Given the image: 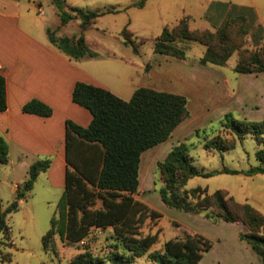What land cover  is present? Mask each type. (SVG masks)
Returning <instances> with one entry per match:
<instances>
[{"label":"trees","instance_id":"16d2710c","mask_svg":"<svg viewBox=\"0 0 264 264\" xmlns=\"http://www.w3.org/2000/svg\"><path fill=\"white\" fill-rule=\"evenodd\" d=\"M144 1L139 0L134 5L142 7ZM51 2L57 9L62 25L70 19H79L81 30L88 28L97 17L120 11L115 7L91 10L67 6L64 0ZM230 19L213 31L192 30L189 28V18L183 16L172 28L162 29L154 39L153 51L186 59L185 49L176 42H197L205 47L198 60L200 64L223 66L239 46L230 32ZM238 19L243 20L242 17ZM239 29L240 34L245 33L244 28ZM47 34L53 45L72 58L97 56L86 47L82 34L76 40L67 36L56 37L49 28ZM121 34L123 43L134 47L126 28ZM261 47L259 54L249 58V66L240 65L238 58L234 70L239 73L264 72V45ZM72 101L86 108L92 118L87 127L71 120L65 121L66 161L72 169L66 170L65 186L56 205V216H52L50 228L42 235V249L57 255L54 237L57 235L61 242L82 247L67 264H134L137 258L143 256L148 264H199L203 255L213 247V242L201 234L184 232L163 242L159 249H152L158 242V235L150 232L144 234L142 226L161 214L134 198L139 184L141 154L166 141L173 130L189 117L186 98L176 93L139 87L129 100H123L107 89L77 82L72 90ZM5 109L6 84L0 74V112ZM21 109L24 113L42 117L52 113L48 105L37 99L29 100ZM221 126L238 140L249 134L261 145L255 153L260 165L249 169L246 174H264V119L238 120L228 112L224 114ZM73 140L80 141L88 151H69ZM204 147L224 151L233 148L234 142L225 143L221 137L215 136L207 140ZM8 157V145L0 136V165L6 164ZM49 164L50 159L33 162L28 169V178L16 191L15 199L4 207L0 198V234L8 236V215L18 209V201L25 198L38 174L45 171ZM157 169L162 178L158 193L164 205L188 213L203 214L214 222H242L248 231L240 233L239 240L247 243L264 264L262 213L249 204H241L228 197L223 189L207 193L206 188L199 186L190 190L183 188L193 177H209L215 173L204 171L194 164L186 143L174 145L164 159L157 162ZM221 172L237 173L226 168ZM97 203L100 204L98 207ZM93 228L111 229L114 244L106 257L95 256L87 248L86 240ZM82 240L84 244H79ZM4 246L7 243L0 241L1 259L5 258Z\"/></svg>","mask_w":264,"mask_h":264},{"label":"crops","instance_id":"0c3cea01","mask_svg":"<svg viewBox=\"0 0 264 264\" xmlns=\"http://www.w3.org/2000/svg\"><path fill=\"white\" fill-rule=\"evenodd\" d=\"M64 1L67 6L79 7L78 4H70L71 1L68 3L66 0ZM123 9L125 8L120 10ZM65 10L68 11L67 8ZM184 11L183 13H185ZM49 16L53 20L55 19L56 30L61 33L60 37H71L68 36V33L65 34L66 30L68 31L67 26L70 27L68 23L72 20H78L79 34L84 36L87 45L88 42L93 41L88 36V30L91 27L100 26L102 32L107 29L102 26L104 25L103 15L97 17L84 30H81L79 26V19H71L62 25L57 9L51 0H0V74L4 77L6 84V109L0 112V136L8 145L9 157L8 162L4 165L8 166L6 170L10 171L9 179H18L12 181L13 184L10 183V202L15 199L20 184L28 178L29 166L37 160L50 159L49 167L38 174L32 189L26 193L24 199L18 201V208L19 204L22 205L28 214L36 215L37 206L44 203L57 205L63 193L66 170L67 168L72 169L66 161L65 121L71 120L82 127H87L91 121L92 117L89 111L72 101V90L75 83L83 82L107 89L123 100L130 99L133 92L139 87L184 96L183 92L190 93L203 90L202 88L205 86L202 84H205L207 88L222 93L223 99L229 103L230 108L241 111H243V107H246L245 103L249 97L253 96V93H259V95L262 93L264 96V72L238 73L234 71L233 66L231 67L234 72L233 75H227L225 78V65H200L198 62L192 63L190 59H177L156 54L153 51V45L147 53L148 59L144 63L136 65L137 70L134 61H130L129 57L113 51L110 54L96 57L72 58L49 41L47 34L49 27L46 25ZM184 16L190 17L187 14ZM234 17L245 18L248 20L247 22L252 20L258 30L254 36L256 41L264 42V8L259 9L253 1L251 3H238L232 0H208L202 15L206 22L201 24L199 28H192L189 24V28L192 30L217 28ZM127 27V31L133 34L134 26L131 22L128 23ZM110 31L118 35L115 37L116 42L123 43V40L119 38V29L114 30L110 27ZM79 34L71 38L76 40ZM55 35L57 36V34ZM94 42L97 43V40ZM200 75L203 78L200 79ZM31 99H37L48 105L52 109L51 115L42 117L22 112V106ZM182 122L173 130L166 141L145 150L140 156L139 184L134 198L158 211L160 210L149 205L143 197L147 190L143 160L149 165L157 164L164 159L174 145L185 140L186 138L181 136L175 138L176 142L171 138L173 134L181 130ZM167 144L169 145L167 146ZM12 151H18L19 155L16 156H19L18 163L15 162ZM69 151L88 150L80 141L73 140ZM18 168L27 170V173L24 172V174L21 173V175L16 176ZM141 172L142 179L140 178ZM1 190L0 186V198L3 204ZM234 199L241 203L244 202ZM10 202L7 201L3 206H7ZM256 209L264 216L261 208ZM55 213L56 209L52 211L51 218ZM147 222L142 226L143 233H157L159 241L161 234L157 229L159 223L154 226H147ZM209 223L218 232L231 227L236 236L241 230V225L237 223L223 221L218 223L209 221ZM155 226H157L156 229ZM95 229L99 230L98 228ZM107 229L108 231L111 230L110 228ZM199 233L210 238L204 232ZM162 244L158 246L161 247ZM238 246V251H244V255L252 250L244 242ZM140 258H144V264H148L145 256Z\"/></svg>","mask_w":264,"mask_h":264},{"label":"rangeland","instance_id":"374dc122","mask_svg":"<svg viewBox=\"0 0 264 264\" xmlns=\"http://www.w3.org/2000/svg\"><path fill=\"white\" fill-rule=\"evenodd\" d=\"M70 1V4H78L80 8L91 10L105 9L108 7L125 8L113 14H104V20H102L104 25H101L107 29L102 32L100 31V26L91 27L88 30V36L93 41L88 42V45L85 43V45L90 51L96 53L97 56L110 54L113 51L129 57L130 61H134L133 63L137 70L136 65L144 63L148 59L147 53L153 45L154 38L160 34L163 27L172 28L178 22L177 20L185 14L190 15V17H187L192 28H199L201 24L206 22L202 18V15L208 0H145L142 7L134 5L139 0H66L67 3ZM232 1L238 3H251L253 1L259 9L264 8V0ZM131 4L134 6H131ZM230 20L232 22L230 32L239 46L225 64V78L227 75H233L234 72L231 67L234 66L233 69L235 68L238 58L240 65L247 67L249 66L248 63L251 55L259 54L262 48L261 45H264V42L256 41L257 39L254 37L258 30L252 20L247 22L248 20L245 18L240 20L237 17ZM175 21L177 22L175 23ZM129 22L134 26L133 34L128 31L129 38L133 41L134 47L116 42L115 37L118 35L110 31V27L114 30L119 29V38L123 40L121 31L124 28H128ZM68 24L70 27L67 26L66 29L68 31L66 30L65 34L68 33V36L71 37L79 34L78 20L69 21ZM46 25L57 34V36L55 35L56 37H60L61 33L56 30L55 19L53 20L49 16ZM239 27L244 28V34L239 33ZM208 30L213 31L215 28ZM94 40H97V43ZM176 43L185 49L187 54L186 59H190L192 63H199L198 60L202 56L205 48L203 45L185 40ZM201 78H203L202 75H200ZM202 86L205 87L202 88L200 85L203 90L198 92L182 93L186 95L184 97L187 100V108L189 106L188 111L190 110L189 117L182 122L181 130L173 134L171 138L176 142L175 138L177 136L185 137L186 139L180 142H184L188 146V152L194 164L198 168L215 173L209 177L197 176L191 178L184 184L183 188L190 190L199 186L206 188L207 193H211L217 189H223L228 193V197L233 196L239 201H244L242 202L243 204H249L254 208H261L264 212V174H246L249 169L260 165L255 153L258 148H261V145H258L249 134L242 140H238L229 130L221 126L224 114L228 112L238 120H263L264 96L262 93L261 95L259 93H253V96L249 97V100L246 101V107H243L244 109L241 111L240 109L230 108L229 103L223 99L222 93L207 88L205 84H202ZM215 136L221 137L225 143L234 142V147L224 151L205 148V142ZM17 154L18 151H12V156L16 163L19 162V156L16 157ZM143 162L147 189L143 197L149 205L160 210L156 211L162 213L154 220L149 219V222L146 224L147 226H154L159 223V228L155 226V229L157 228L161 234L159 241L153 245L152 249H159L160 247L158 245L162 244L165 240L173 236H181L184 232L191 234L198 233L201 235L203 234L199 232H204L212 239L209 238L213 242V249L211 248L212 250H209L203 255L199 264H261L260 257L252 250H249V253H246V255H244V251H238V245L244 241L241 242L239 240L235 232L233 233L231 227L224 228L218 232L216 228L210 226L209 221L218 223L223 220L214 222L204 217L203 214L188 213L164 205L158 193L159 188L162 186V178L159 175L157 164L149 165L145 160ZM7 167L6 165H0V186L2 188L3 205L11 200L9 191L10 183L18 180L15 178L9 179L10 171L6 170ZM223 168L235 170L237 173L221 172ZM16 171V176L21 175V173L24 174V172L27 173V170L19 168ZM142 172L140 173L141 179ZM20 185L22 186L23 183ZM99 205L97 203L96 206L98 207ZM55 209V204L46 205L44 203L37 206L36 215H31L19 204V208L8 215V236L0 234V241L7 243V246L2 248L5 258L1 259L0 257V264H39L41 261L45 264H67L75 253L82 250L80 246L61 242L57 235L54 236L57 242L55 244L57 255L46 253L42 249V235L50 228L51 213ZM231 223L241 225V230L238 235L248 231V228L242 222ZM55 226H57L56 222ZM111 235V230L108 231V229H91L86 240L87 248L95 256L106 257L111 246L114 244ZM144 263V258H138L134 262V264Z\"/></svg>","mask_w":264,"mask_h":264},{"label":"built area","instance_id":"2783aa9c","mask_svg":"<svg viewBox=\"0 0 264 264\" xmlns=\"http://www.w3.org/2000/svg\"><path fill=\"white\" fill-rule=\"evenodd\" d=\"M79 244H84V240H82V241H79Z\"/></svg>","mask_w":264,"mask_h":264}]
</instances>
